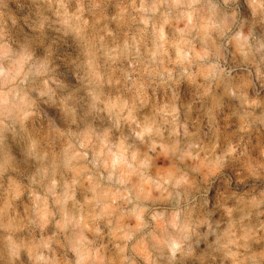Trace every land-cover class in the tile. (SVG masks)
I'll use <instances>...</instances> for the list:
<instances>
[{
    "label": "clouds",
    "instance_id": "1",
    "mask_svg": "<svg viewBox=\"0 0 264 264\" xmlns=\"http://www.w3.org/2000/svg\"><path fill=\"white\" fill-rule=\"evenodd\" d=\"M0 264H264V0H0Z\"/></svg>",
    "mask_w": 264,
    "mask_h": 264
}]
</instances>
